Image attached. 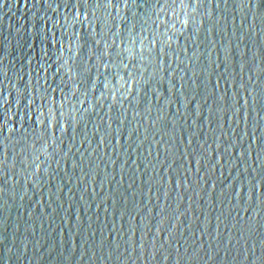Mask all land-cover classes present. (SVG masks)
<instances>
[{
    "label": "water",
    "instance_id": "1",
    "mask_svg": "<svg viewBox=\"0 0 264 264\" xmlns=\"http://www.w3.org/2000/svg\"><path fill=\"white\" fill-rule=\"evenodd\" d=\"M0 264H264V0H0Z\"/></svg>",
    "mask_w": 264,
    "mask_h": 264
}]
</instances>
